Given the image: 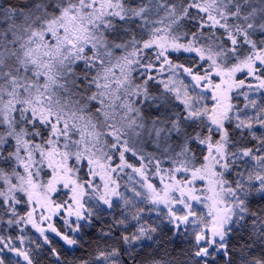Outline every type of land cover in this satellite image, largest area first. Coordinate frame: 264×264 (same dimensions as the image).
Wrapping results in <instances>:
<instances>
[{
    "label": "snow or ice",
    "instance_id": "snow-or-ice-1",
    "mask_svg": "<svg viewBox=\"0 0 264 264\" xmlns=\"http://www.w3.org/2000/svg\"><path fill=\"white\" fill-rule=\"evenodd\" d=\"M0 264H264V0H0Z\"/></svg>",
    "mask_w": 264,
    "mask_h": 264
}]
</instances>
